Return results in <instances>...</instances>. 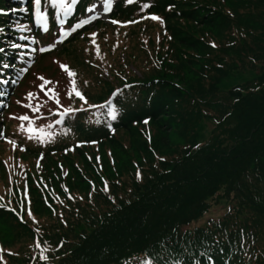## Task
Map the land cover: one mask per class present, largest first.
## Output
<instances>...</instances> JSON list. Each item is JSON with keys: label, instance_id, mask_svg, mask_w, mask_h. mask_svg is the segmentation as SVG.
I'll return each mask as SVG.
<instances>
[{"label": "trees", "instance_id": "obj_1", "mask_svg": "<svg viewBox=\"0 0 264 264\" xmlns=\"http://www.w3.org/2000/svg\"><path fill=\"white\" fill-rule=\"evenodd\" d=\"M92 1L79 0L66 24ZM0 9L7 13L0 14L1 108L21 78L23 48L45 32L31 0H0ZM48 10L51 32L61 23ZM107 18L76 28L56 47L83 64L87 72L70 62L88 103L73 93L66 108L84 110L56 111L50 135L35 142L34 153L58 162L47 158L34 177L3 184L0 234L8 241L11 229L13 241L30 246L0 249V264H264V0H115ZM113 34L120 43L113 45ZM99 48L113 82L91 58ZM128 62L138 74L125 73ZM243 68L252 75L222 87ZM201 119L211 124L205 137ZM141 126L157 133L153 142L166 155L140 159L139 151L150 154ZM95 149H111L115 167L92 168L97 159L85 153ZM83 167L97 184L86 182ZM222 198L233 203L220 217L193 224Z\"/></svg>", "mask_w": 264, "mask_h": 264}, {"label": "rangeland", "instance_id": "obj_2", "mask_svg": "<svg viewBox=\"0 0 264 264\" xmlns=\"http://www.w3.org/2000/svg\"><path fill=\"white\" fill-rule=\"evenodd\" d=\"M92 5L96 6L95 12L88 13L85 11V7L83 15L79 16L78 18L87 19L90 16H96L99 19L110 23V19L106 17L107 13L103 10V0L95 1ZM94 21L95 19L91 20L90 24ZM91 27L92 30H94V24H92ZM61 29H63V31L66 33H70L72 31V27L69 24L67 25L66 23L61 24L58 27L55 26L51 29V32L48 31L47 33H45V36H38L35 38L34 41H32V44H27V49L23 48L27 55L25 57L26 60L24 61L25 67H22V71L20 72L21 78L16 84L15 88L12 90V93L7 94L8 96H6L5 100L1 105L0 190L3 188V184L5 183L17 185L21 180H27L28 177L31 176L34 177V169L39 168L40 166L44 167V165H46L47 163V158H51V160H55L57 162L59 160L58 155H55L52 158L44 157L40 153H34V145L37 143H42L45 138L50 135L49 128L55 119L53 114L56 111H60L66 108L68 99H70L68 93L72 88L73 78H70L67 72L61 69L60 64L67 65L70 71H74L77 74L74 78L76 82H79L78 79L80 78V73L78 72V70L87 72L81 66L83 65L82 63H72L69 60V57L62 55L57 50L56 47L58 46L60 39H62V37L64 36L61 35ZM113 38H115V40L113 41V45H116L118 42L120 43L121 37L118 34H113ZM51 45L55 46L51 47ZM40 48H45L47 50L41 52L39 51ZM33 49H36V51H33ZM115 51L118 52V48ZM92 53L93 55L91 56V58L95 59V61H97L100 65V77L110 82H113L115 78L112 77L106 67V63L103 61L104 58L101 49L99 48L98 51H93ZM70 62L72 65L76 66L78 70L72 68ZM122 68L125 69V73L130 72L138 74L136 69L131 64H129V62L126 63ZM23 69L28 70L25 72L23 71ZM121 73L122 72L120 70L118 72V77L121 76ZM252 73V70L245 68L233 70V72L229 75H236L237 77L235 76V78L234 76H230L228 80L226 79V77L222 84V87L227 88L233 83L240 82L244 79V77H250ZM38 76H43L46 79L52 81L53 83L47 85L44 91H41L38 86L42 83V81L37 78ZM49 89H53L56 93H58V98L60 100L59 105H57L55 99L50 98V95H45V92H47ZM29 92L35 93V96L31 100L27 98V94ZM26 105H31V107H27ZM36 108H38L39 111H35ZM23 115L29 116V121H21L19 119L14 118ZM22 125L23 127H21ZM210 127L211 124L209 120L201 119L198 133H201V136L205 137V134H207ZM30 128L35 129V131L29 132L28 129ZM139 135L140 138L145 141V146L150 152V154L148 155L142 151H139L138 154L140 159L142 157H151L155 154V156H163L164 154L166 155L167 151L163 152V150L161 148H158L155 145V142H153L154 137L157 135V133H153V130L146 127L144 129L141 126L139 128ZM174 140L175 144L180 143L179 138L174 137ZM9 141H13L14 143H9ZM126 148L129 151V146H126ZM85 154L94 156L97 159L93 160V158H91L92 168H95L97 163L107 162L113 164L115 167V162L118 161V156L111 152V149H109V152L105 154L97 149L93 150L90 153L86 152ZM167 155H169V153ZM136 161L137 159L132 156L131 163ZM75 163L79 162L76 161ZM80 172L83 173L82 175L84 176L87 183H96L93 180V176L88 172L86 168H81ZM100 173L101 174L99 175V179H105V175H103L102 172ZM41 177H43V175L41 176V174H38L39 179L35 183L36 186L39 185ZM61 181L64 183L65 186H68V183L65 178L61 179ZM46 187L56 189L54 184H49ZM17 188L20 191H22V189L24 190V192L27 191L26 187L24 186L22 188L17 186ZM11 196L13 195L10 192L8 193V195H6L7 198ZM232 203V200H227L225 198L219 199L216 205L211 206V208L207 210L202 216H200L193 224L204 225L209 219H217L227 208L232 205ZM11 232L12 230L10 229V238L8 241L4 239V237H6L7 235L6 232L0 234V249L9 248V250L12 249L14 251L15 248L18 246V243H23V240L20 238H17L13 241ZM39 236L40 230L33 228L31 241L34 242V244H38V242L41 241ZM22 245L23 248L24 246H30V243L26 240Z\"/></svg>", "mask_w": 264, "mask_h": 264}, {"label": "snow or ice", "instance_id": "obj_3", "mask_svg": "<svg viewBox=\"0 0 264 264\" xmlns=\"http://www.w3.org/2000/svg\"><path fill=\"white\" fill-rule=\"evenodd\" d=\"M23 2V0H22ZM31 3H32V7H33V15L38 23L39 26H41L42 30L47 33L49 31V17L51 15V13L49 12V8L53 9L54 12H55V17H56V20L63 24L64 21H63V17L64 16H67L69 13H72L73 10H74V6H77L78 3H79V0H31ZM127 3L131 4L133 3V0H127ZM114 4V0H103V10L104 12H110L112 10V6ZM145 7H148V5H145ZM12 11H17V9H12ZM18 11H22V12H27L28 9L27 8H21V9H18ZM86 12L88 13H93L96 11V6L95 5H92L90 7H87L85 9ZM0 14L2 15H7L6 12H4L2 9H0ZM98 17L96 16H90L88 17L87 19H84L82 20L79 24L75 25V27L73 28V31L76 30V28H79L81 27L82 25H85V24H88L91 22V20L93 19H96ZM150 19L152 20H160V17L158 16H151L149 17ZM137 21H128L127 23H136ZM113 24H119L120 22L119 21H115L113 20L112 21ZM3 29L0 28V32H2ZM61 35H64V36H67L69 35V33H66L63 31V29H61ZM55 45H51V47H54ZM11 47L13 48H19L21 47L20 45H17V44H12ZM47 49L45 48H40L39 51L41 52H44L46 51ZM4 49L3 48H0V52H3ZM33 51H36V49H33ZM5 68L9 67L8 64H4L3 65ZM60 67L62 70H64L65 72H67L68 76L70 78H73L72 79V88L70 90V92L68 93L69 97L71 98V96L74 95L76 97H78L81 101L84 102V104H87V100L85 98V96L83 95V93L81 91H79L76 87V80L74 79L76 77V73L74 71H70L68 69V66L67 65H64V64H60ZM28 69H23V71H27ZM39 80L42 81V83L38 86L41 91H44L45 87L47 85H50L52 84L53 82L46 79L45 77L43 76H38L37 77ZM13 83H15V81H13ZM45 95H50V98L52 99H55L56 100V103L57 105L60 104V100L58 98V93H56L53 89H49L47 92H45ZM115 95V94H114ZM35 96V93L33 92H29L27 94V98L29 100H31L33 97ZM27 107H31V105H26ZM89 107H96L94 105H89ZM103 107V106H101ZM109 107L111 108V115H112V118L115 119L116 118V111L114 108H112L111 104H109ZM80 110H84V109H72V108H64V111L59 113L61 116H67L68 114L72 113L73 111H80ZM35 111H39L38 108L35 109ZM15 119H19L21 121H29V116L27 115H23V116H19V117H14ZM62 121L60 120H57V123H61ZM145 123H147V121H145ZM23 127V125L21 126ZM29 132H33L35 131V129H28ZM9 143H14L13 141H9ZM107 188V186H105V189ZM28 215L31 216L32 213L31 211L29 210L28 211Z\"/></svg>", "mask_w": 264, "mask_h": 264}]
</instances>
